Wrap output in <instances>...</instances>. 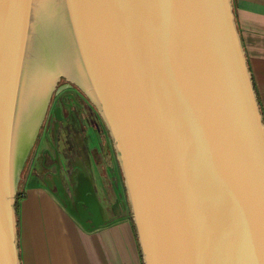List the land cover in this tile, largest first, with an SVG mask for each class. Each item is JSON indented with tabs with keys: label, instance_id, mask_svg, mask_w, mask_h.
Instances as JSON below:
<instances>
[{
	"label": "water",
	"instance_id": "obj_1",
	"mask_svg": "<svg viewBox=\"0 0 264 264\" xmlns=\"http://www.w3.org/2000/svg\"><path fill=\"white\" fill-rule=\"evenodd\" d=\"M60 74L107 130L143 264H264V119L231 0H0V264H20L17 180ZM55 187L104 223L94 189Z\"/></svg>",
	"mask_w": 264,
	"mask_h": 264
},
{
	"label": "crops",
	"instance_id": "obj_2",
	"mask_svg": "<svg viewBox=\"0 0 264 264\" xmlns=\"http://www.w3.org/2000/svg\"><path fill=\"white\" fill-rule=\"evenodd\" d=\"M231 1L264 119V0ZM81 101L83 108L75 110L78 115L57 146L54 165L60 174L52 166L44 174L32 171L20 184L15 209L20 264H143L122 179L106 149L107 130L94 105ZM55 181L70 201L72 191L94 189L104 223L84 228L54 195Z\"/></svg>",
	"mask_w": 264,
	"mask_h": 264
},
{
	"label": "flooded vegetation",
	"instance_id": "obj_3",
	"mask_svg": "<svg viewBox=\"0 0 264 264\" xmlns=\"http://www.w3.org/2000/svg\"><path fill=\"white\" fill-rule=\"evenodd\" d=\"M56 88L59 90L56 91ZM50 95L48 103L46 105L45 117L47 118L46 121L48 122V132L46 133V138L49 139L52 149L56 142L60 141V136L64 133H67L70 130L69 120L73 119L74 116L78 115V112L75 110L80 111L82 107V101H86L90 105L91 102L88 97L85 95L84 91L74 82L64 78V80H60L57 84V87ZM59 91V92H58ZM56 99V102L54 101ZM50 101V102H49ZM58 106L60 108L61 118L57 120L54 113V108ZM93 106V105H92ZM48 113V116H47ZM45 117L42 118L39 128L43 125V121H45ZM43 130V129H42ZM41 130V132H42ZM38 132V131H37ZM45 134V133H44ZM38 135V133H36ZM41 135V133H40ZM54 136L56 137V142L54 143ZM57 139H59L57 141ZM40 140V138H39ZM63 140V139H62ZM41 163H42V172L47 173L52 166L55 167L54 172L56 171V164L54 151L50 152L49 150H42L41 151Z\"/></svg>",
	"mask_w": 264,
	"mask_h": 264
},
{
	"label": "rangeland",
	"instance_id": "obj_4",
	"mask_svg": "<svg viewBox=\"0 0 264 264\" xmlns=\"http://www.w3.org/2000/svg\"><path fill=\"white\" fill-rule=\"evenodd\" d=\"M58 78L59 79L55 80L56 85L54 86L53 91L57 87V84L60 82V80L63 81L64 78H66V76L63 74H60L58 76ZM58 89L56 88V90H58ZM53 91H52V93H53ZM56 99L57 98L55 97V100H54L55 102H56ZM47 116H48V113H47ZM44 117H45V112L43 114V118ZM48 118H49V116H48ZM46 119L47 118L45 117V121H43V125L40 128L38 127V129H37L38 132L36 131V133H38V135L35 134L33 142L28 149V152L25 156V159L23 160V163H22V166H21V169L19 172L20 178H18V180H17L16 191L21 189L20 184L23 182L22 180L24 177H27V175H30V173L32 174V171H34V172L38 171V172H36L38 174L41 172V170H43L42 163L40 162V159H39V157H41V151L43 149L49 150L50 152L54 151V147L52 149V145H51L49 139L46 138V133L48 132V129H49V127H48L49 125H48V122L46 121ZM41 130H42V132H41ZM40 133H41V135H40ZM39 138H40V140H39ZM58 140L59 139H57V141ZM60 142L61 143L63 142L62 138H60ZM58 145H59V141L56 142V146H58Z\"/></svg>",
	"mask_w": 264,
	"mask_h": 264
},
{
	"label": "trees",
	"instance_id": "obj_5",
	"mask_svg": "<svg viewBox=\"0 0 264 264\" xmlns=\"http://www.w3.org/2000/svg\"><path fill=\"white\" fill-rule=\"evenodd\" d=\"M20 197H21V193L19 190H17L15 193V203H14L15 209H17L18 207V200L20 199Z\"/></svg>",
	"mask_w": 264,
	"mask_h": 264
}]
</instances>
